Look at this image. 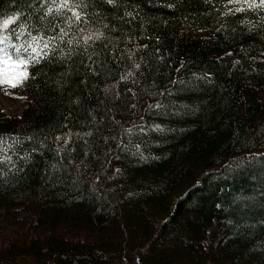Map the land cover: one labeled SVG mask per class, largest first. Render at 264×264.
<instances>
[{
	"label": "trees",
	"instance_id": "1",
	"mask_svg": "<svg viewBox=\"0 0 264 264\" xmlns=\"http://www.w3.org/2000/svg\"><path fill=\"white\" fill-rule=\"evenodd\" d=\"M63 3L0 0L39 61L0 106V264H264L261 0Z\"/></svg>",
	"mask_w": 264,
	"mask_h": 264
},
{
	"label": "rangeland",
	"instance_id": "2",
	"mask_svg": "<svg viewBox=\"0 0 264 264\" xmlns=\"http://www.w3.org/2000/svg\"><path fill=\"white\" fill-rule=\"evenodd\" d=\"M8 55V52L4 51ZM11 56V55H10ZM7 56L4 53H0V79L7 81H19L24 73H27L25 65L18 63L19 59L13 58L12 60L5 63ZM14 61H16L14 63ZM27 103V95L16 87H12L10 83H0V106L3 110L9 114L20 115ZM21 218L24 219L26 227L30 225V222L33 220V216L27 212H21ZM19 227L17 224L8 222L3 215L0 214V242L4 239L5 235H12ZM220 230L219 221H216L214 226L210 229L209 237L215 242L220 241V236L218 234Z\"/></svg>",
	"mask_w": 264,
	"mask_h": 264
},
{
	"label": "snow or ice",
	"instance_id": "3",
	"mask_svg": "<svg viewBox=\"0 0 264 264\" xmlns=\"http://www.w3.org/2000/svg\"><path fill=\"white\" fill-rule=\"evenodd\" d=\"M108 2L109 3H113L114 0H108ZM67 3H68V0H64V3L61 6L62 7H66ZM261 3L264 4V0H261ZM49 11H51V9H49ZM73 15L75 16L76 20H80L79 14L73 12ZM15 21H16L15 17L3 20L2 22H0V29H8L10 25L15 23ZM5 39H7V37L0 36V44H3ZM32 39H33L34 42L37 40L36 37H32ZM85 39L87 41L88 39H91V37H86ZM37 46H39V45H37ZM20 47H23V45H21ZM29 47H32V46L29 45ZM43 47L44 48H48V43L45 42ZM24 51L27 52L28 49L24 48ZM32 52L36 53V56H39V52H37V48L36 47H32ZM0 53H4V55L7 56V60L4 61L5 63H7L8 61L12 60V57L10 55H8L7 53H5L3 48H0ZM16 53L17 54L20 53V48H16ZM33 61L37 62V63L39 62L36 59V57L30 56L29 59H19L18 63L21 64V65H25V64H28V63L33 62ZM15 62L16 61H14V63ZM23 78L24 79L27 78V73L26 72L24 73ZM0 83H10L12 87H16L17 84L20 83V81L13 82V81H7V80L0 79Z\"/></svg>",
	"mask_w": 264,
	"mask_h": 264
},
{
	"label": "bare ground",
	"instance_id": "4",
	"mask_svg": "<svg viewBox=\"0 0 264 264\" xmlns=\"http://www.w3.org/2000/svg\"><path fill=\"white\" fill-rule=\"evenodd\" d=\"M212 225V224H211Z\"/></svg>",
	"mask_w": 264,
	"mask_h": 264
}]
</instances>
